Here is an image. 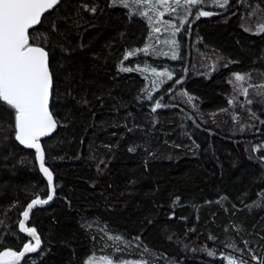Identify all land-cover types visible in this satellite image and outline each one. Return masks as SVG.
I'll return each mask as SVG.
<instances>
[{
    "label": "trees",
    "instance_id": "trees-1",
    "mask_svg": "<svg viewBox=\"0 0 264 264\" xmlns=\"http://www.w3.org/2000/svg\"><path fill=\"white\" fill-rule=\"evenodd\" d=\"M201 5L215 16L192 10L162 52L118 0H59L30 31L52 76L57 127L41 142L55 200L31 212L42 246L21 264L264 258V0ZM153 68L171 79L151 88ZM14 124L0 102V251L29 242L21 212L47 196Z\"/></svg>",
    "mask_w": 264,
    "mask_h": 264
},
{
    "label": "snow or ice",
    "instance_id": "snow-or-ice-1",
    "mask_svg": "<svg viewBox=\"0 0 264 264\" xmlns=\"http://www.w3.org/2000/svg\"><path fill=\"white\" fill-rule=\"evenodd\" d=\"M142 2L149 4L155 10L156 5H151V0H135L138 6ZM175 2L178 4L179 0ZM58 3L59 0H0V102L14 110L15 139L21 145L35 150V159L39 162L40 171L47 178L50 189L53 188V174L45 166V152L41 138L48 136L57 127V121L53 118L49 105L52 76L48 54L42 47L30 43L29 30L41 22L42 14ZM120 3L124 7L130 6L128 0H120ZM166 3L167 0H156L157 5ZM185 3L195 5L198 0H185ZM224 4H227V0H224ZM90 10L95 11V8ZM200 15L206 16L210 13L200 12ZM155 30L159 31V29ZM260 31H264V28ZM134 54L129 52L125 59ZM176 58L173 54L172 59ZM121 70L127 72L133 69ZM152 72L157 76L167 75L171 79V75L167 72L156 73L154 68ZM235 79L243 81L245 77L237 74ZM245 94H247L246 89ZM151 98L149 94V99ZM160 106L159 103L156 104V108ZM155 110L154 108L153 111ZM52 199L53 195L49 194L47 199L37 197L27 205V209L22 213L24 219L19 221V227L22 232L32 237L35 243H24L22 251H13L11 248L0 251V264H19L26 254L36 252L40 248L41 239L36 229L26 227L25 222L34 206L47 204ZM252 259L258 260V264H264V258L253 256ZM102 264H115V262L106 257ZM229 264H233V261L230 260ZM241 264L248 262L242 261Z\"/></svg>",
    "mask_w": 264,
    "mask_h": 264
},
{
    "label": "rangeland",
    "instance_id": "rangeland-1",
    "mask_svg": "<svg viewBox=\"0 0 264 264\" xmlns=\"http://www.w3.org/2000/svg\"><path fill=\"white\" fill-rule=\"evenodd\" d=\"M118 2H120V0H118ZM206 3H209L212 6L217 5L221 7V5H224V0H198V3H196L195 5L187 4L185 3V0H179L178 4L175 2V0H167L166 4L157 5L156 0H151V5H156L155 10H153V8L149 4L142 2L138 6L135 3V0H128V4L130 5V7L136 10H140L141 14L148 20L151 28L153 29L152 39L156 40V43H158L156 44V46H159V50L161 52L165 49H169V47L172 46V44L174 43V35L176 32L175 27L177 26L178 22L180 24H183L181 23V20H183L184 22V17H186V15L190 16V12L192 10L198 9L199 11L197 10V14H200V12L210 13V15H206V17L215 16V13L212 10H202L201 4L205 5ZM211 5L210 7H212ZM173 9L175 10L173 11ZM155 29H159V31H156ZM211 63L212 65L215 64L213 61H211ZM156 73L163 72L156 71ZM145 74L150 81L151 88H155L156 84L162 81L166 76H157L150 70H145ZM248 88V86L242 88V97L246 98V96H248V94H245V89L247 90ZM220 256L224 258L225 264H229L230 260L233 261V264H241L242 261H247L248 264H258V260H253L252 258L250 260H246L247 258L241 257V255L239 253H236L235 251L223 252L222 254H220ZM104 258L106 257L97 258L92 264H102ZM114 262L115 264H140L139 261H134L133 259H128L122 262Z\"/></svg>",
    "mask_w": 264,
    "mask_h": 264
},
{
    "label": "water",
    "instance_id": "water-1",
    "mask_svg": "<svg viewBox=\"0 0 264 264\" xmlns=\"http://www.w3.org/2000/svg\"><path fill=\"white\" fill-rule=\"evenodd\" d=\"M55 6H56V5H55ZM55 6H54V7H55ZM52 10H53V8L50 9V10H48V11H46L44 14H46L47 12H50V11H52ZM44 14H42V16H43ZM41 18H42V17H41ZM38 24H39V23H38ZM38 24L35 25V26H33V28H31V29L29 30V32L32 31V30H34V29L38 26ZM45 52H46V51H45ZM48 62H49V60H48ZM50 99H51V95H50ZM49 105H50V102H49ZM55 130H56V128H55V129H54V130H53L48 136L42 137V138H41V141H42L43 139H46V138L50 137L51 135H53L54 132H55ZM14 139H15V136H14ZM15 142H16V143H17V144H18L23 150L30 151V152H32V153L34 154V160H35V163H36V166H37L38 172H39L40 176L43 178V180L46 182V185H47V196H46L45 199H47V197H48L49 194H52V195H53V199H52L51 201H49L47 204L36 205V206H34V207L30 210V212H29V218H28V220L25 222V226L28 227V223H29V220H30L31 212H32L33 210H35V209H39V208H47V207H49V206L54 202V200H55V183H54V177H53V188L50 189L49 186H48L47 178H46V177L44 176V174L40 171L39 162L36 161V159H35V150H34V149H29V148L25 147L24 145H21L18 141H16V139H15ZM41 144H42V142H41ZM45 161H46V160H45ZM45 166L49 169V167L47 166L46 163H45ZM49 170H50V169H49ZM31 201H32V200H31ZM31 201L28 202V203L26 204V206L24 207L23 211L21 212V215H20V219H19V221L22 220V219H24L22 213L27 209V205H28L29 203H31ZM19 221H18V223H17V231H18L22 236H24L25 238H27V239L29 240V242H31V243H35V241H34V239H33L32 237L28 236V234H27L26 232H22V231L20 230V227H19ZM37 235H38V234H37ZM29 242H27V243H29ZM41 246H42V243L40 244V248H39L36 252L26 254V256H25L24 258L21 259V261L19 262V264H21V262H22L26 257L31 256V255L37 253V252L41 249ZM20 250H21V251L23 250V246H22V248H21ZM4 251H5V250H4Z\"/></svg>",
    "mask_w": 264,
    "mask_h": 264
}]
</instances>
